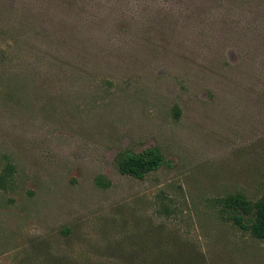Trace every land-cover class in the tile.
Wrapping results in <instances>:
<instances>
[{"label":"rangeland","instance_id":"1","mask_svg":"<svg viewBox=\"0 0 264 264\" xmlns=\"http://www.w3.org/2000/svg\"><path fill=\"white\" fill-rule=\"evenodd\" d=\"M0 176V264H264V0H0Z\"/></svg>","mask_w":264,"mask_h":264},{"label":"trees","instance_id":"2","mask_svg":"<svg viewBox=\"0 0 264 264\" xmlns=\"http://www.w3.org/2000/svg\"><path fill=\"white\" fill-rule=\"evenodd\" d=\"M162 162V157L155 152H142L138 155H128L119 162V170L123 175L142 179L150 171L156 170ZM0 176V181H2ZM0 185H2L0 183ZM226 207L233 210H241L246 215L252 214L254 220L249 226L251 234L260 240H264V195L256 203L252 204L241 196L229 197ZM239 223V220H237Z\"/></svg>","mask_w":264,"mask_h":264}]
</instances>
